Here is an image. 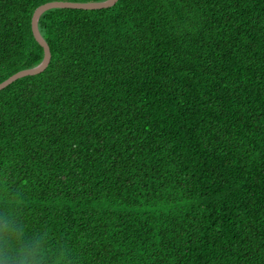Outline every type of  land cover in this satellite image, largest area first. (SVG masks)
I'll use <instances>...</instances> for the list:
<instances>
[{
    "label": "trees",
    "instance_id": "trees-1",
    "mask_svg": "<svg viewBox=\"0 0 264 264\" xmlns=\"http://www.w3.org/2000/svg\"><path fill=\"white\" fill-rule=\"evenodd\" d=\"M53 1L105 0H0V83L42 63ZM39 29L48 68L0 91V214L44 264H264V0H119Z\"/></svg>",
    "mask_w": 264,
    "mask_h": 264
},
{
    "label": "clouds",
    "instance_id": "clouds-1",
    "mask_svg": "<svg viewBox=\"0 0 264 264\" xmlns=\"http://www.w3.org/2000/svg\"><path fill=\"white\" fill-rule=\"evenodd\" d=\"M45 255L43 237L26 238L14 217L0 214V264H44Z\"/></svg>",
    "mask_w": 264,
    "mask_h": 264
},
{
    "label": "water",
    "instance_id": "water-1",
    "mask_svg": "<svg viewBox=\"0 0 264 264\" xmlns=\"http://www.w3.org/2000/svg\"><path fill=\"white\" fill-rule=\"evenodd\" d=\"M119 0H105L100 2H70V1H53L48 2L39 6L33 16H32V32L35 37V40L44 50V59L42 63L34 68L26 69L19 71L18 73L12 75L2 83H0V91L17 81L18 79L34 76L44 72L52 58L51 49L42 36L39 29V20L40 17L47 11L52 9H81V10H100L113 7Z\"/></svg>",
    "mask_w": 264,
    "mask_h": 264
}]
</instances>
